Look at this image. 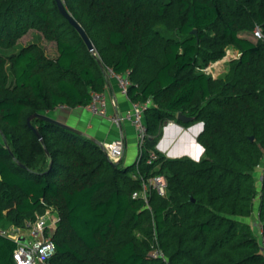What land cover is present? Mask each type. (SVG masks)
Instances as JSON below:
<instances>
[{
	"label": "trees",
	"instance_id": "1",
	"mask_svg": "<svg viewBox=\"0 0 264 264\" xmlns=\"http://www.w3.org/2000/svg\"><path fill=\"white\" fill-rule=\"evenodd\" d=\"M64 3L95 52L56 0H0V229L54 205L50 264H264V41L244 34L264 32V0ZM30 29L56 42L54 57L37 42L18 44ZM230 46L241 55L227 73L204 71ZM108 68L130 71L131 103L152 101L139 167L113 161L89 135L28 123L36 112L86 106L104 92ZM178 112L204 124L198 161L157 149L167 121L192 124ZM140 174L167 179L151 208L132 196ZM254 212L261 229L248 221ZM16 247L0 233V264H16ZM153 247L166 260L149 255Z\"/></svg>",
	"mask_w": 264,
	"mask_h": 264
},
{
	"label": "built area",
	"instance_id": "2",
	"mask_svg": "<svg viewBox=\"0 0 264 264\" xmlns=\"http://www.w3.org/2000/svg\"><path fill=\"white\" fill-rule=\"evenodd\" d=\"M252 38L254 41H264V32L260 26L254 29ZM228 49L229 47L226 53H228ZM240 55L241 53L237 50V55H235L234 59L240 57ZM212 65L213 64L205 67L204 71L210 73L212 71V69H210ZM129 74V70L125 73H117L112 68H108V77L114 78L117 81L121 92L126 96H128V87L131 84ZM212 75H214V73ZM91 96V101L86 105V108L91 113L108 117L118 127H121L124 121L129 122L134 127L139 148L136 159L137 167H139L142 147L148 136V127L144 121V114L152 103L151 99L132 102L130 108L123 115H120L118 113H109V101L104 92L93 91ZM64 106L65 105H61V107ZM102 145L109 157L113 161L118 162L123 157L126 139L122 135L111 141H105ZM157 158V152L151 151L146 161L150 164ZM139 176L142 180V186L140 189L134 191L132 196L136 199H142L146 205L151 208V191L156 190L159 194L164 195L167 190L166 176L164 174H155L148 178H145L141 174ZM134 177H137V175L135 174ZM60 220L61 217L58 208L49 205L46 206L43 212L36 213L34 218L26 220L24 225H11L6 228H1L0 233L2 235L12 238L17 243V247L13 254L15 263L50 264V259L56 252V241L54 236ZM155 257H161L166 260L164 252L159 247H156Z\"/></svg>",
	"mask_w": 264,
	"mask_h": 264
},
{
	"label": "crops",
	"instance_id": "3",
	"mask_svg": "<svg viewBox=\"0 0 264 264\" xmlns=\"http://www.w3.org/2000/svg\"><path fill=\"white\" fill-rule=\"evenodd\" d=\"M104 93L109 101L108 111L110 114L123 115L130 108L131 100L121 92L114 78H109ZM49 114L59 121L80 129L100 143L111 141L123 135L126 139V147L122 157L124 164L130 165L136 161L138 156L136 132L129 122L124 121L122 126L118 127L108 117L91 113L86 106H59L50 111Z\"/></svg>",
	"mask_w": 264,
	"mask_h": 264
},
{
	"label": "water",
	"instance_id": "4",
	"mask_svg": "<svg viewBox=\"0 0 264 264\" xmlns=\"http://www.w3.org/2000/svg\"><path fill=\"white\" fill-rule=\"evenodd\" d=\"M57 1V4H58V7L61 11V13L77 28V30L80 32L81 36L83 37V39L85 40L86 44L88 45L89 49L93 52H95V47H94V44L93 42L91 41L88 33L86 32V30L83 28V26L81 25V23L72 15V13L68 10V8L66 7L65 3H64V0H56ZM194 33H197V30L194 29L193 30ZM34 118H40V119H43V120H47V121H50V122H53V123H57V124H60L61 126H64L70 130H73L75 132H78V133H81V134H86L88 135L87 133L81 131L80 129L78 128H75L67 123H64L62 121H59L58 119L54 118L53 116L49 115L48 113H43V112H36V113H33L32 115L29 116L28 118V123L30 125H32V120ZM177 119L182 121V122H185V123H188V122H192L194 120L193 117L191 116H187L186 114L182 113V112H178L177 114ZM170 125H172L173 127L176 128L177 130V133H181L182 135L183 134H186V133H190V130H193L194 131L196 130V128L199 127V130H197V132L195 131V136L193 135L192 136V139L194 141L195 144L199 145L201 148H202V154L204 153V147L202 146V144L198 141V136L199 134L203 131V128H204V124L203 122H192V124H190L189 126L185 127L183 126L181 123L177 122V121H167L163 127V133H162V136L160 138V140L158 141L157 143V147L160 148V144H161V141L163 140L164 136H165V129L167 127H169ZM35 132L37 133L38 137L43 140V136L42 134L40 133V131L37 129V128H34ZM90 136V135H89ZM93 138V137H92ZM94 140H96L95 138H93ZM251 139H254L253 136H251ZM177 146V142H175L173 144V147ZM161 149V148H160ZM162 150V149H161ZM198 156V158L196 157H193L191 155H189L188 153L186 152H182V153H179V154H174V155H171L170 151L167 152V155L169 157H173V158H178V157H183V156H188V157H191L192 159L198 161L201 159V156ZM120 161V160H119Z\"/></svg>",
	"mask_w": 264,
	"mask_h": 264
},
{
	"label": "rangeland",
	"instance_id": "5",
	"mask_svg": "<svg viewBox=\"0 0 264 264\" xmlns=\"http://www.w3.org/2000/svg\"><path fill=\"white\" fill-rule=\"evenodd\" d=\"M244 34H245V36H248L250 38L252 37V32L244 33ZM31 42L39 43L45 49V52L49 56L54 57L57 54L56 42L47 40L44 37V35L36 29H30L25 35H23L18 40L19 45H26V44H29ZM235 55H237V49L230 46L228 49V53H226V55L222 59H220L219 62L217 61L218 63H216V62L211 63L213 65L211 66L212 71L210 72V74L212 75L214 73V75H212V76L218 77V76H221V75H224L225 73H227L229 68H230V63L234 59ZM214 63H216V64H214ZM50 114H53V113H50ZM137 147H138V144H137ZM157 149H159V148L157 147ZM163 150H165V151L161 150V152H163L166 156H168L167 152H166V146H164ZM138 152H139V148H138ZM202 156H203V154H202ZM256 177H257V184H258V186H260L261 171L259 169L256 171ZM52 206L55 207L54 205H52ZM59 214H60V212H59ZM60 217H61V214H60ZM248 221L250 223H252L254 225V227H256V229H257V227L261 229V224L258 223L256 212H254V214L252 215V217H250V219ZM155 250H156V248L153 247L150 250L149 255L154 257L155 256Z\"/></svg>",
	"mask_w": 264,
	"mask_h": 264
},
{
	"label": "bare ground",
	"instance_id": "6",
	"mask_svg": "<svg viewBox=\"0 0 264 264\" xmlns=\"http://www.w3.org/2000/svg\"><path fill=\"white\" fill-rule=\"evenodd\" d=\"M197 130H199V127L196 128L195 131L197 132ZM195 131L193 129L190 130L191 133L182 135L181 133H177L176 128L170 125L165 129V136L161 141L160 148L163 150L164 146H166V152L170 151L171 155L186 152L189 155L198 158V156L202 154V148L195 144L192 139ZM175 142H177V146L173 147Z\"/></svg>",
	"mask_w": 264,
	"mask_h": 264
}]
</instances>
